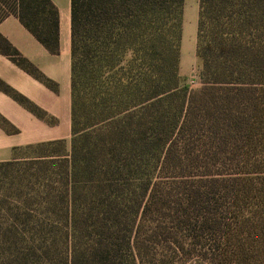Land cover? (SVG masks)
<instances>
[{
    "label": "trees",
    "instance_id": "1",
    "mask_svg": "<svg viewBox=\"0 0 264 264\" xmlns=\"http://www.w3.org/2000/svg\"><path fill=\"white\" fill-rule=\"evenodd\" d=\"M182 7L69 0V143L0 162V264H264V0H198L194 89ZM8 15L59 53L52 0ZM0 53L50 85L1 34Z\"/></svg>",
    "mask_w": 264,
    "mask_h": 264
},
{
    "label": "crops",
    "instance_id": "2",
    "mask_svg": "<svg viewBox=\"0 0 264 264\" xmlns=\"http://www.w3.org/2000/svg\"><path fill=\"white\" fill-rule=\"evenodd\" d=\"M59 16V53L48 52L14 15L0 21V34L50 82L46 85L0 53V162L23 156L29 145L70 138V13L69 0H52ZM43 113L35 115L15 97ZM22 152L15 155V152Z\"/></svg>",
    "mask_w": 264,
    "mask_h": 264
},
{
    "label": "rangeland",
    "instance_id": "3",
    "mask_svg": "<svg viewBox=\"0 0 264 264\" xmlns=\"http://www.w3.org/2000/svg\"><path fill=\"white\" fill-rule=\"evenodd\" d=\"M68 0H59L65 4ZM198 0H183L181 39L179 53L180 84L194 89L199 85L198 73L201 68L195 55Z\"/></svg>",
    "mask_w": 264,
    "mask_h": 264
}]
</instances>
